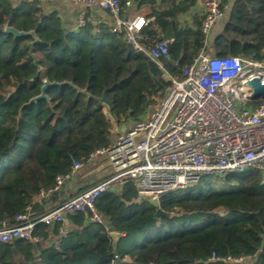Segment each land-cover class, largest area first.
Instances as JSON below:
<instances>
[{"label": "trees", "instance_id": "trees-1", "mask_svg": "<svg viewBox=\"0 0 264 264\" xmlns=\"http://www.w3.org/2000/svg\"><path fill=\"white\" fill-rule=\"evenodd\" d=\"M136 4L148 6L154 18L142 34L155 38L154 26L172 39L168 54L176 65L135 53L105 24L67 32L57 14L44 13L36 1L0 0V222L13 224L27 207L44 213L43 194L49 204L60 202L64 193L54 190L56 177L111 142L104 108L119 127L144 118L168 86L164 71L178 78L201 51L264 60V0H234L210 45L201 18L190 25L180 20L191 0ZM6 26L33 31L37 42L29 46L32 36L14 37ZM44 81L71 85L50 86L45 99L28 103ZM135 198L131 183L108 191L95 203L101 224L73 215L65 238L59 234L64 223L37 226L42 243L0 244V264H264V185L254 171L204 176L157 206ZM158 208L166 216L156 218ZM111 232L120 235L115 242ZM226 257L246 260L222 262Z\"/></svg>", "mask_w": 264, "mask_h": 264}, {"label": "built area", "instance_id": "built-area-1", "mask_svg": "<svg viewBox=\"0 0 264 264\" xmlns=\"http://www.w3.org/2000/svg\"><path fill=\"white\" fill-rule=\"evenodd\" d=\"M64 1L80 7L76 30L100 24L89 16L90 10L97 8L109 15V22L105 23L109 30L121 33L135 53L156 63L171 62L168 47L172 39L165 38L154 26L155 38L142 34L154 18L126 16L132 0ZM223 11L222 0H204L200 31L206 42ZM162 77L168 86L150 116L147 112L144 118L121 125L122 130L115 124L111 142L90 155L89 161L98 160L107 173L44 213L27 207L13 224L0 222V244L16 240L40 244L41 237L34 234L37 226L53 227L79 213L88 215L89 222L101 224L103 218L96 211V200L127 183L135 189L134 202L147 201L156 206L169 193L196 187L204 176L254 171L264 185V98L250 100L251 87L247 84L255 78L264 84V60L216 57L201 51L190 65L181 68L178 78L165 71ZM82 165L73 162L68 175L57 176L54 190H60L69 175ZM59 234L65 238L67 230L60 228ZM211 260H215L213 255ZM245 260L226 257L221 261Z\"/></svg>", "mask_w": 264, "mask_h": 264}, {"label": "crops", "instance_id": "crops-1", "mask_svg": "<svg viewBox=\"0 0 264 264\" xmlns=\"http://www.w3.org/2000/svg\"><path fill=\"white\" fill-rule=\"evenodd\" d=\"M13 3H20L22 1H33V0H10ZM136 1L132 0V5L127 10V17L133 18L138 15L149 16V7L141 6L140 9L136 7ZM180 1V0H177ZM193 5L189 12L184 15L180 20L187 22L189 25L193 23L194 20L200 19L203 14L204 0H191ZM160 0H156V5L159 4ZM234 0H224V11L223 17L216 22L210 32V36L208 39V45L211 44L212 39L221 31L223 25L225 24L229 12L231 10V6ZM38 3V2H37ZM39 7L44 13L55 12L60 19L62 28L67 32L76 31V22L78 18V13L80 7L75 4H70L64 0H46L44 3H38ZM89 16L93 21L100 22V24H105L109 22V15L106 12H103L97 8H93L89 12ZM193 26V25H192ZM106 116L108 120L112 123V131L115 129V123L111 116L106 112ZM121 129V127H120ZM122 130V129H121ZM107 173V168L102 166L101 162L89 161L83 164L77 171L71 173L69 178H67L62 184L60 190L63 191L64 195L62 197L64 199L75 195L81 190L85 189L89 185L99 181L105 174ZM43 200L45 211L49 210L53 206H55L58 202L48 203V198L46 195H41ZM64 230L68 231L70 226L68 222L65 224Z\"/></svg>", "mask_w": 264, "mask_h": 264}, {"label": "water", "instance_id": "water-1", "mask_svg": "<svg viewBox=\"0 0 264 264\" xmlns=\"http://www.w3.org/2000/svg\"><path fill=\"white\" fill-rule=\"evenodd\" d=\"M4 31L6 33L12 34L14 37L32 36L34 41L32 43H30L29 46H32L33 44H35L37 42V38L35 37L33 31L21 32V31H18L16 29L12 28V27H8V26L5 27ZM63 84L71 85L70 82H63V83L59 84V83H54V82L53 83H48V82L44 81L42 87L40 88V94L38 96H35V97L31 98L28 103H33V102H36L37 100L45 99L46 98L45 90L48 87L54 86V85H63ZM247 84L249 85V87H251V93L249 95V99L250 100L264 98V84H260L258 79H256V78L252 79V80L248 81ZM101 101L103 103H105L106 105L110 106V102H106L104 96H102ZM151 113H152V110H149L148 114H147V117H149ZM44 195H46V194H44ZM161 216H163V217L166 216V213L163 212L159 208L156 209L155 217L158 218V217H161ZM66 223H67V221L65 222V224ZM110 236L113 238V240L115 242L116 240H118L120 235L118 233H116V232H111Z\"/></svg>", "mask_w": 264, "mask_h": 264}, {"label": "rangeland", "instance_id": "rangeland-1", "mask_svg": "<svg viewBox=\"0 0 264 264\" xmlns=\"http://www.w3.org/2000/svg\"><path fill=\"white\" fill-rule=\"evenodd\" d=\"M163 79H164L165 82H167V79H166V78L163 77ZM157 102H158V100L156 101V103H157ZM154 106H155V104L152 105V106L149 108V110H152ZM104 111L107 112L106 108H104ZM131 122H132V121H130V122H128V123H131ZM215 212L218 213V214H222V210H221V209H217ZM167 213H168L170 216H174V215H175L174 213H169V212H167Z\"/></svg>", "mask_w": 264, "mask_h": 264}]
</instances>
